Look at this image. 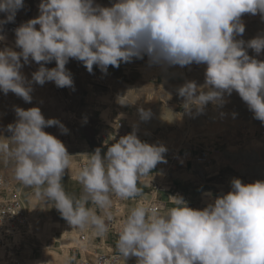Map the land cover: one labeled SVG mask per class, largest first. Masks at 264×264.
Here are the masks:
<instances>
[{"label":"clouds","instance_id":"obj_1","mask_svg":"<svg viewBox=\"0 0 264 264\" xmlns=\"http://www.w3.org/2000/svg\"><path fill=\"white\" fill-rule=\"evenodd\" d=\"M25 7V0H0V43L6 41L4 26L15 23ZM38 13L14 29V48L0 49L4 95L11 92L30 104L34 85L47 82L75 91L66 67L73 59L89 74L96 66L106 75L109 66L118 69L147 55L156 64L206 65L202 85L186 81L177 89L183 112L165 107L164 122L202 115L209 104L222 108L235 91L253 118L264 123V61L247 51L264 52V35L237 39L245 32L244 14L264 17V0H115L110 7L96 0H40ZM53 61L55 67L45 66ZM31 62L39 67L28 79L22 69ZM13 111L16 120L0 128V158L11 165L16 181L34 189L36 199L53 204L80 230L105 235L113 219L112 197L135 199L142 179L167 163V147L142 142L134 125L103 154L99 147L84 154L87 162L76 173L83 192L76 197L63 183L72 155L44 131L55 126L67 135L70 130L57 118L45 119L39 107L13 106ZM138 113L141 121L152 116L150 109ZM5 132L10 136L5 138ZM168 200L170 208L138 203L120 221L116 249L125 264L132 258L136 264H264V181L244 184L234 178L231 190L202 210L191 208L179 194Z\"/></svg>","mask_w":264,"mask_h":264},{"label":"rangeland","instance_id":"obj_2","mask_svg":"<svg viewBox=\"0 0 264 264\" xmlns=\"http://www.w3.org/2000/svg\"><path fill=\"white\" fill-rule=\"evenodd\" d=\"M39 3L40 0H25L26 7L17 13L15 23L4 26L6 41L0 43V49L5 46L15 47L14 29L38 16ZM96 3L110 7L115 0H96ZM0 19H4L3 14H0ZM241 19L245 32L237 39L247 42L264 35V17L260 14L246 13ZM247 51L250 56L264 61V52L257 56L253 50ZM45 66L52 68L56 65L53 61ZM38 67L35 62H31L30 66H25L22 71L31 79V73ZM66 67L73 74L75 91L57 88L53 82H47L43 86L34 85L33 100L30 104L11 92L7 95L0 92V128L16 120L13 106L25 110L39 107L45 119H59L70 130L69 134H60L55 126L45 128L44 131L60 139L72 155L70 166L63 178L68 193L79 197L83 192L82 185L76 179V173L87 162V156L84 154H91L98 147L102 149L103 154L107 146L130 134L134 125L138 128L137 136L140 140L149 144L162 143L167 147L166 159L168 156L171 160L176 158L178 154L170 153L172 150L189 146L194 141L205 142L223 138L231 144L237 143L241 146L246 170L253 167L256 171L264 173V123L253 118L254 114L235 91L227 97L229 102L223 106V112L219 110L221 108L209 104L202 115L193 117L185 114L173 123L162 120L165 107L158 103V92H162L163 82L176 77L180 86L186 81H196L198 86L202 85L205 81L206 65L193 63L180 67L156 64L144 55L143 59L134 58L131 63H121L118 69L109 66L106 75L96 66L93 67L94 74H89L82 62L74 59L70 60ZM142 101H149L151 104L149 109L152 116L149 121L140 120L138 109L141 108ZM163 103L165 105V101ZM210 110L213 114L223 113V120L221 116L219 121L215 120V116L211 120L210 116L206 115L210 114ZM176 112H183L182 105ZM233 113L237 114L235 118ZM85 117L86 124L83 123ZM176 132L181 133L178 140L173 136ZM101 133L106 135V139L99 137ZM3 135L7 138L10 133L5 132ZM0 171L22 192L27 222L19 240L15 239V250L25 264H80L79 253L91 257L97 253H106V250L96 251L97 244L87 232L89 228L80 230L72 227L61 217L53 204L43 205L35 198L34 189L16 181L11 165L5 163L3 158H0ZM109 224L113 226L115 222ZM83 235L87 237L85 241H82ZM128 264H136V261L128 260Z\"/></svg>","mask_w":264,"mask_h":264},{"label":"crops","instance_id":"obj_3","mask_svg":"<svg viewBox=\"0 0 264 264\" xmlns=\"http://www.w3.org/2000/svg\"><path fill=\"white\" fill-rule=\"evenodd\" d=\"M178 80V78L174 77L167 80V82H163L162 92H158L159 105L162 107L167 106L175 112L184 102L181 101L177 94V89L180 87ZM140 106L147 110L151 104L149 101H142ZM219 110L223 112V107ZM206 115H209L211 120L214 119V116L216 121H219L220 116L223 120L221 113L213 114L211 110L210 114ZM173 136L178 140L181 137V133L176 132ZM207 150H209L211 164L202 165L199 163L198 158L202 152ZM170 153L178 155L172 160L168 156L166 159L167 163L158 164L154 172L142 179L139 184L141 188L139 196L135 199L112 197L113 203L110 211L113 219L110 222H115V224L113 226L109 224V231L105 235H96L91 228L87 230L93 236L94 243L97 244V252L102 250H106V252L117 251L116 242L119 223L127 216L130 209L138 203L161 202L164 203L166 208H170L173 204L168 200V197L179 194L183 196L191 208L202 210L215 197L228 193L231 190V180L234 178L240 179L244 184L246 182L250 184L256 181H264V173L261 171H256L253 167L249 170L245 169L244 154L241 146L237 143L231 144L223 138L205 142L194 141L189 146L182 147L179 150H172ZM206 193L211 195L207 196L205 195ZM94 256H87L84 253L78 254L79 261L88 259V257L93 258ZM129 260L135 261V258ZM122 264H125L123 259Z\"/></svg>","mask_w":264,"mask_h":264},{"label":"built area","instance_id":"obj_4","mask_svg":"<svg viewBox=\"0 0 264 264\" xmlns=\"http://www.w3.org/2000/svg\"><path fill=\"white\" fill-rule=\"evenodd\" d=\"M99 137L102 140L106 139L104 133H101ZM198 161L202 165H210L209 152H202ZM0 177H3L4 180V183L0 184V264H25L15 250L16 236L21 234L27 222L22 192L1 171ZM154 203L162 204L161 202ZM81 238L82 241H85L87 237L83 235ZM80 264H122V258L118 251L106 252L99 253L93 258L82 260Z\"/></svg>","mask_w":264,"mask_h":264},{"label":"bare ground","instance_id":"obj_5","mask_svg":"<svg viewBox=\"0 0 264 264\" xmlns=\"http://www.w3.org/2000/svg\"><path fill=\"white\" fill-rule=\"evenodd\" d=\"M7 118V117H6ZM21 237V235L19 234V235H17L16 236V239H18L19 240V238ZM16 242V241H15ZM19 246L21 245V244H18Z\"/></svg>","mask_w":264,"mask_h":264}]
</instances>
